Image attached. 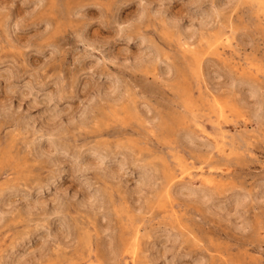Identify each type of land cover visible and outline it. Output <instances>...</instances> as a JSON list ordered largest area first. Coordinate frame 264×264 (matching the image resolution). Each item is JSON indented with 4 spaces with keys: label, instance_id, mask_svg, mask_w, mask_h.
<instances>
[{
    "label": "rangeland",
    "instance_id": "1",
    "mask_svg": "<svg viewBox=\"0 0 264 264\" xmlns=\"http://www.w3.org/2000/svg\"><path fill=\"white\" fill-rule=\"evenodd\" d=\"M0 264H264V0H0Z\"/></svg>",
    "mask_w": 264,
    "mask_h": 264
}]
</instances>
